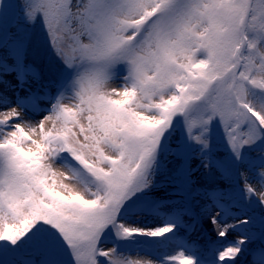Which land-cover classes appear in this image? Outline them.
<instances>
[{"label": "snow or ice", "instance_id": "6c2138e0", "mask_svg": "<svg viewBox=\"0 0 264 264\" xmlns=\"http://www.w3.org/2000/svg\"><path fill=\"white\" fill-rule=\"evenodd\" d=\"M0 264H264V0H0Z\"/></svg>", "mask_w": 264, "mask_h": 264}, {"label": "rangeland", "instance_id": "374dc122", "mask_svg": "<svg viewBox=\"0 0 264 264\" xmlns=\"http://www.w3.org/2000/svg\"><path fill=\"white\" fill-rule=\"evenodd\" d=\"M12 15H16V13L14 12ZM31 31L38 38V42L40 46L44 47L45 46V30L39 24H37ZM26 62L32 65V67L35 69V72L38 74L39 79L30 78L28 82L25 84L23 89L19 87H15L14 91L9 90L8 92L9 97L14 99L16 93H19V95L23 96L26 94L28 90H31L33 92H38L42 96H45V93H47V95L45 96V102L41 104V107H50V104H48L47 101L50 100L53 97L54 93L56 92V81L53 78V75L49 71L50 57L43 58V57H39L35 55L34 52H29V54L26 57ZM7 78L11 79V77H7ZM65 102L70 103V101L68 100H66ZM45 114L46 113L34 114L32 112H29L26 114L25 118L32 122H36L42 119L43 115ZM181 235H189V233L187 232L186 229H182ZM211 237H212V232L208 229L207 225L203 227L198 226L197 230L190 234L191 239L197 240L199 242H205L209 240ZM129 254L131 255V258L133 259H137V258L152 259L153 258L151 255H146L144 252H140L139 257H138L135 247H133L130 250Z\"/></svg>", "mask_w": 264, "mask_h": 264}, {"label": "bare ground", "instance_id": "6f19581e", "mask_svg": "<svg viewBox=\"0 0 264 264\" xmlns=\"http://www.w3.org/2000/svg\"><path fill=\"white\" fill-rule=\"evenodd\" d=\"M150 222V221H149ZM208 226V225H207ZM208 229L211 231V228H210V226H208Z\"/></svg>", "mask_w": 264, "mask_h": 264}]
</instances>
